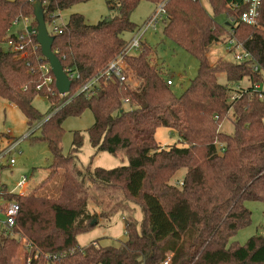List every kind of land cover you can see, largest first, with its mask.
I'll return each mask as SVG.
<instances>
[{"label": "trees", "instance_id": "trees-1", "mask_svg": "<svg viewBox=\"0 0 264 264\" xmlns=\"http://www.w3.org/2000/svg\"><path fill=\"white\" fill-rule=\"evenodd\" d=\"M34 1L0 0V97L35 121L48 145L49 173L38 187L58 169L63 170L62 182L55 197L37 194L38 187L26 195L4 192L19 210L11 228L15 236L0 224V264L16 263L21 238L24 264H43L47 255L50 264H161L167 257L169 264H264V236L251 235L243 244L230 241L250 222L244 201H264V98L252 88L264 73V0L254 25L227 22L243 9L230 6L236 0H206L212 13L200 0H148L163 2L162 33L197 58L195 76L176 95L151 63L152 49L143 41L138 53L124 57L127 79L100 78L89 97L78 89L122 51L127 41L123 34L138 28L130 15L141 0H106L110 14L94 23L72 12L61 31L52 34V51L64 69L75 73L64 95L37 88L43 79L39 57L47 62L39 45L33 50L25 39L24 56L1 47L9 39L17 41L8 33L15 18L29 17L36 28ZM79 1L86 0H40L45 24ZM219 13L227 16L224 24L215 18ZM35 34L30 35L33 44ZM229 38L239 41L251 59L218 58L210 63L209 45ZM220 72L226 83L217 81ZM129 74L137 83H130ZM48 75L54 78L50 68ZM244 77L249 85L229 101L231 86ZM50 86L56 89L54 81ZM36 95L50 102L45 114L32 104ZM86 109L93 115L86 131L95 152L126 156L127 164L78 167L75 157L83 137L77 130L69 153L62 152V121ZM229 110L233 131L225 133L219 126ZM158 126L176 130L184 145L160 147L154 136ZM216 142L222 143L220 151ZM180 168L186 169L182 180L170 183ZM87 182L120 189L141 210L139 222L132 216L124 220L125 238L117 244H77L76 236L97 224L86 208Z\"/></svg>", "mask_w": 264, "mask_h": 264}, {"label": "rangeland", "instance_id": "rangeland-1", "mask_svg": "<svg viewBox=\"0 0 264 264\" xmlns=\"http://www.w3.org/2000/svg\"><path fill=\"white\" fill-rule=\"evenodd\" d=\"M200 1L205 9L209 13H212L208 2L206 0ZM157 8L158 4L148 0H141L131 12L130 19L137 27H140L153 15ZM72 12L81 13L89 23H94L101 17L110 14L106 0L79 1L58 12L55 23L57 25L65 23L68 15ZM215 18L218 22L224 24L227 16L225 13H219L215 15ZM162 19L163 17L159 18L154 26L146 28L142 35V40L152 49L151 63L158 66L165 77L172 79L173 83L170 85V88L176 95H179L195 76L198 60L195 56L163 35ZM22 26V21H18L16 24H12L8 33H15ZM46 28L49 29L50 25L47 24ZM132 35L130 32H125L123 37L129 40ZM1 47L5 49L7 47L6 42H2ZM206 56L210 63H214L218 58L234 60L233 52L227 51V41L224 40L211 43ZM128 77L130 83H137V80L130 76V74ZM216 78L219 83H226L224 73H217ZM249 83V80L244 77L236 84H233L231 89L236 91L234 89L244 88ZM258 83L260 86L259 90L264 91V73L262 80ZM233 91H230L229 94L233 93ZM32 104L41 114H45L50 106L49 100L44 95H36L32 100ZM123 107H127V104L123 103ZM232 120L233 114L229 110L221 122L219 130L231 133L233 131ZM92 122L93 115L88 109L84 110L80 115L66 117L62 121V152L64 154L69 153L73 132L77 130L83 137L82 146L75 157V163L78 167L90 164L91 167L97 166L108 169L127 164L128 158L126 156L112 155L106 151L95 152V149L89 142L86 131ZM29 133L31 134L28 135ZM154 136L160 147H166L173 143L178 146L184 145L177 131L170 127L158 126L155 129ZM17 139L19 141L16 148L0 159V221L4 218L2 211L3 204L8 201L4 192L15 193L17 181L24 176L27 179V185L23 189L22 194L15 195H26L34 191L48 175L49 164L51 162L48 145L46 141L40 139L37 123L26 118L23 112L14 104L0 97V148ZM11 157L14 159V162L9 164ZM185 171V168L178 169L170 178V183H179ZM62 172V169H58L50 180L37 188V194L47 197L57 196L62 182ZM85 185L88 186L86 208L90 214L95 215L97 224L76 236L78 246H86L90 242H95L96 245L117 244L125 238L124 220L130 216L138 222L141 220L142 214L139 206L131 199L123 196L118 188L97 186L95 183L89 182ZM244 204L251 213L250 222L246 226L239 228L230 238V241H238L241 244L251 235L264 236V201L245 200ZM11 235L15 236L14 233ZM22 239L24 238L20 239V246L16 252L15 264H24V243H22ZM166 259L167 264H169V257Z\"/></svg>", "mask_w": 264, "mask_h": 264}, {"label": "built area", "instance_id": "built-area-1", "mask_svg": "<svg viewBox=\"0 0 264 264\" xmlns=\"http://www.w3.org/2000/svg\"><path fill=\"white\" fill-rule=\"evenodd\" d=\"M260 0H236L230 4L232 8H243L242 11L238 14V16H230L227 19V22L229 24L235 23L237 20L248 24V25H254L256 23V15H257V9L259 5ZM165 14L164 8H163V2L158 3L157 10L151 15L147 21L140 27H138L134 32H132V37L126 41L122 51L108 61L106 66L94 77L88 79L84 84L80 86L77 92L83 93L86 97H89L93 95L96 90L99 87V79L103 78L104 80L109 79H117L119 81H123L127 79V75L125 73L126 63L124 60L125 56L135 54L138 52L142 47V35L147 27L154 26L159 18L163 17ZM31 18L21 16L19 18H15L12 21V24H16L18 21H22L23 26L19 28L14 35L16 36L17 41H13L12 39H9L6 42V45L8 48L14 50V51H20L21 55H26V51L24 49L26 40L27 42H30L31 48L34 50L37 44H33L30 39V35L32 33H36V29H34L31 26ZM50 28L47 29L48 33L52 35L53 33H59L61 31V25H57L55 23V19H53L50 23ZM47 26V24H46ZM229 27V26H228ZM230 28V27H229ZM231 29V28H230ZM227 41V51L233 52L234 60L241 62L251 59L250 53L243 49L242 44L237 41L235 38H229ZM25 42V43H24ZM39 63L37 65L38 71L42 73L43 79L41 84L37 85V88H41L42 86L46 88V91L53 94L57 90L52 89L50 84L54 81V78L48 75L49 72V64L48 62H43L42 57H39ZM251 67L254 71L258 70V66L253 62L251 63ZM67 73L68 77L71 79L75 73L69 72L68 69H64ZM166 83L168 85H171L172 79L167 78ZM246 88V87H244ZM244 88H239L236 91H233V93L229 94V101H234L239 96V90H243ZM252 88L254 91H256L259 98H264V91L259 90L260 86L258 82H255L252 85ZM58 93V92H57ZM61 95V94H60ZM19 139L13 140L9 143H7L5 146L0 148V159L13 151L16 148V145L18 143ZM217 149L220 151L222 149V143L216 142ZM14 162V159L11 157L9 159V164H12ZM27 185V179L24 176L23 178L19 179L16 183V191L13 194H22L23 189ZM19 210V205L15 200H8L2 208L4 218L2 221H0V224L5 228V230L11 235L13 234L11 231L12 226L15 223V219L17 216ZM12 236V235H11ZM22 243H24V239H22ZM43 264H50V256L47 255ZM163 264H167V259L163 262Z\"/></svg>", "mask_w": 264, "mask_h": 264}, {"label": "water", "instance_id": "water-1", "mask_svg": "<svg viewBox=\"0 0 264 264\" xmlns=\"http://www.w3.org/2000/svg\"><path fill=\"white\" fill-rule=\"evenodd\" d=\"M33 15L34 20L36 21L35 38L40 46L41 54L49 64L54 77V85L57 92L61 95H64L70 89L71 79L68 77L60 60L51 49L53 35H50L46 29L43 9L40 0H35L33 3Z\"/></svg>", "mask_w": 264, "mask_h": 264}, {"label": "crops", "instance_id": "crops-1", "mask_svg": "<svg viewBox=\"0 0 264 264\" xmlns=\"http://www.w3.org/2000/svg\"><path fill=\"white\" fill-rule=\"evenodd\" d=\"M4 205V204H3Z\"/></svg>", "mask_w": 264, "mask_h": 264}]
</instances>
